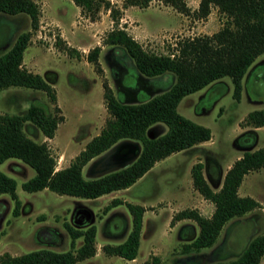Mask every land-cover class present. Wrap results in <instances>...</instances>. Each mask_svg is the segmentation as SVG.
I'll list each match as a JSON object with an SVG mask.
<instances>
[{
    "label": "rangeland",
    "instance_id": "obj_1",
    "mask_svg": "<svg viewBox=\"0 0 264 264\" xmlns=\"http://www.w3.org/2000/svg\"><path fill=\"white\" fill-rule=\"evenodd\" d=\"M34 1L39 7L38 26L31 31L23 51L22 65L29 66V71L39 74L52 85L55 105L59 109L57 114L63 119L51 138H45L29 122H25L23 131L32 140L46 143L55 159V169H59L67 166L85 143L98 134L108 118L102 82L110 87L115 96L132 102L137 97L122 89L121 80L125 86L131 87L138 82L140 91L144 90L152 96L170 85L171 79L164 75L151 82L150 79L136 77L130 61L122 52L102 44L105 34L115 26L109 15H105L108 10L103 7H99L91 19L78 12L71 0ZM108 1L121 12L117 27L130 28L143 49L156 54L171 52L181 38L211 34L223 21L214 7L210 8L206 17H194L191 12L196 9L198 0H184L190 9L186 16L160 1L152 0L144 8L126 6L129 7L127 17L122 7L124 0ZM24 31H30L25 14L0 16V52L8 49L15 36ZM56 38L74 47L77 56L66 54L61 49L62 45L55 44ZM96 45L100 46L98 71L85 58L87 51ZM117 65L130 68L122 69ZM256 67L259 69L254 70ZM258 70L261 77L255 75ZM121 76L122 79L119 78ZM214 83L183 96L176 105L180 115L207 127L210 138L193 148L156 161L126 190L94 199L59 195L45 189L25 192L20 184L33 175V170L14 158L3 161L0 171L15 180V193L20 205L18 215L13 216V201L7 194L0 195V254L19 255L43 248L56 252L75 250L82 238L76 237L73 247H70L66 224L74 229L83 230L90 225L96 229L95 254L75 264H142L144 261H152L153 264H216L235 258L250 237L264 233V168L245 174L237 189L238 195L254 198L260 207L226 221L210 247L184 251L182 246L192 241L198 227L189 219L169 223L175 211L184 208H195L201 215L210 216L213 205L192 188L190 167L200 162L203 172L215 160L220 166L219 173H222L241 155L242 149L235 144V139L243 131L253 129L241 125L245 115L253 110L264 111V52L254 59L241 78L238 100L232 97L228 77ZM36 102L51 107L41 91L21 86L0 90V113L18 114ZM149 129L154 136H160L167 127L162 122H155ZM254 131L256 139L252 149L264 147V125ZM123 140L134 141L122 139L118 142ZM101 154L82 167L84 179L108 172L93 170ZM214 180L209 179V185L217 190L220 181ZM114 197L122 202L106 207ZM127 201L146 207L137 254L132 260L107 255L101 250L104 244L122 242L130 230V215L124 205ZM154 257L157 261L152 260ZM259 264H264V253Z\"/></svg>",
    "mask_w": 264,
    "mask_h": 264
},
{
    "label": "trees",
    "instance_id": "obj_2",
    "mask_svg": "<svg viewBox=\"0 0 264 264\" xmlns=\"http://www.w3.org/2000/svg\"><path fill=\"white\" fill-rule=\"evenodd\" d=\"M150 1L152 0H124L122 7L144 8ZM157 1L180 14H189L190 9L184 0ZM72 2L81 13L91 19L97 14L99 7L108 10L115 26L105 34L102 44L122 52L130 61L136 77L154 82L156 78L168 75L171 83L159 94L149 96L142 92L135 102H125L102 82L104 105L108 114L104 126L85 143L67 166L55 169V159L46 143L32 140L23 131V125L29 122L45 138H51L57 124L63 119L62 115L57 114L59 109L55 105L52 85L45 82L39 74L22 66L23 51L29 42L31 31L38 26L39 7L34 0H0V16L25 14L30 26V31L18 33L9 48L0 52V90L10 86L38 90L45 94L51 105L49 108L44 103L36 102L18 114L0 113V164L6 159L14 158L33 170V175L20 184L25 192L45 189L59 195L94 199L129 187L156 161L210 138L207 127L194 123L177 112L178 101L222 77L229 78L232 97L238 100L241 78L254 59L264 52V0H198L197 7L191 14L196 18H204L210 8L214 7L223 18L220 27L211 34L181 38L176 41L171 52L166 54L144 50L123 28L117 27L121 12L108 0ZM55 44L62 45L61 49L69 56H77V50L66 45L60 38H56ZM99 51L100 46L96 45L85 54L86 60L97 71ZM257 69L259 68L254 70ZM255 75L261 77V72L258 70ZM216 84L218 83H214ZM155 122L164 123L167 130L160 136L150 138L147 130ZM241 125L253 129L243 131L236 137L235 144L242 149L241 155L226 169L217 190H213L205 180L200 162L190 167L192 188L203 199L212 203L213 210L208 217L201 215L195 208H184L172 215L169 223L189 219L198 227V233L192 241L182 246L184 251L210 247L226 221L260 207L254 198L238 195L237 189L245 174L264 168V147L252 149L256 139L254 129L264 125V111L248 112ZM122 139L139 142L141 148L136 159L125 167L84 179L81 175L82 167ZM1 194L9 196L13 201L11 214L18 215L20 201L15 193V180L0 171ZM121 202L114 197L106 207ZM124 205L130 215V230L122 242L115 245L104 244L101 250L107 255L132 260L137 254L145 208L130 202H125ZM65 228L70 238V247H73L76 237L82 238L75 250L56 252L43 248L19 255L3 252L0 254V264H75L95 254L93 225L80 230L65 224ZM263 253L264 233H261L250 237L235 258L216 264H259ZM152 260L157 261V258ZM142 264L153 263L144 261Z\"/></svg>",
    "mask_w": 264,
    "mask_h": 264
},
{
    "label": "water",
    "instance_id": "obj_3",
    "mask_svg": "<svg viewBox=\"0 0 264 264\" xmlns=\"http://www.w3.org/2000/svg\"><path fill=\"white\" fill-rule=\"evenodd\" d=\"M147 136L150 138L154 137L151 129L147 130ZM140 148L141 146L139 143H137V141H120L108 148L97 158L94 163L93 170L102 173L105 171L110 172L125 167L136 159L140 152Z\"/></svg>",
    "mask_w": 264,
    "mask_h": 264
},
{
    "label": "crops",
    "instance_id": "obj_4",
    "mask_svg": "<svg viewBox=\"0 0 264 264\" xmlns=\"http://www.w3.org/2000/svg\"><path fill=\"white\" fill-rule=\"evenodd\" d=\"M71 2H72V0H71ZM73 3V2H72ZM77 7V6H76ZM129 7H131V6H129ZM128 7V8H129ZM137 7V6H136ZM128 8L126 7V8H124L123 9V11H124V16H128V13H127V10H128ZM77 11L79 12V8L77 7ZM108 14V11H106V13H105V15H107ZM125 17V18H126ZM126 20V19H125ZM129 35H131L135 40H136V38H135V36H133L132 34H131V32H132V30L130 29V28H128V27H125V28H123ZM138 42V41H137ZM23 66V65H22ZM24 68H26L27 70H30L31 68L29 67V66H27V65H24ZM154 82H156V80L154 81ZM142 92H144V93H146L147 94V92H145L144 90L143 91H140V93H142ZM149 93V92H148ZM139 95V94H138ZM137 95V96H138ZM147 95H149V96H151V94H147ZM136 96V97H137ZM123 99V98H122ZM124 100V99H123ZM125 101V100H124ZM134 101H136V100H133L132 102H134ZM126 102V101H125ZM199 144V143H198ZM195 146H197V144H194V145H192L191 147H189V148H193V147H195ZM16 164H19V163H17L16 162ZM229 166H227V168H228ZM219 168H220V166L218 165V163H217V161H215V160H213V163H211L210 164V166H208V167H206V169L204 170L203 169V172H202V174H203V176H204V178H205V180L208 182V184H209V179H217V180H219L220 181V183H221V180H222V176H223V174H224V172H225V170L227 169H225V170H223V172L222 173H219ZM131 186V185H130ZM126 189H128V187L127 188H125V189H120V190H116V191H112V192H110V193H107V194H111V193H114V192H117V191H121V190H126ZM44 190V189H43ZM103 195H105V194H103ZM103 195H101V196H103ZM100 197V196H99ZM128 202V201H127ZM136 204V203H135ZM140 205V204H139ZM142 206L145 208V211H146V207H145V205L144 204H142ZM144 211V212H145ZM143 212V213H144ZM176 212V211H175ZM176 224H179V223H176ZM141 227H142V225H141ZM95 231H96V229H95ZM140 231H141V229H140ZM139 236H140V234H139ZM125 238V237H124ZM77 263V262H76Z\"/></svg>",
    "mask_w": 264,
    "mask_h": 264
},
{
    "label": "flooded vegetation",
    "instance_id": "obj_5",
    "mask_svg": "<svg viewBox=\"0 0 264 264\" xmlns=\"http://www.w3.org/2000/svg\"><path fill=\"white\" fill-rule=\"evenodd\" d=\"M118 67H120V68H124V69H126L127 67H124V66H122V65H117ZM128 68H130V66L128 67ZM127 68V69H128ZM121 69V70H122ZM121 73V72H120ZM119 74V73H118ZM114 75H117V73L116 74H114ZM120 79H122L123 78V76H121V77H119ZM163 80H164V77H163ZM122 81V80H121ZM120 81V84H121V87H122V89H126L127 90V92H129V93H131L132 95H135V96H137L138 94H140V86H139V84H138V82H136V85L135 86H133V87H131V86H125L124 84H123V82H121Z\"/></svg>",
    "mask_w": 264,
    "mask_h": 264
}]
</instances>
